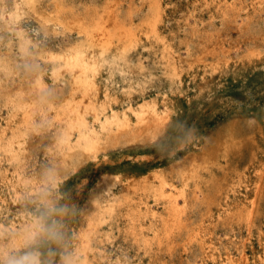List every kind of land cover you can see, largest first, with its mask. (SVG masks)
<instances>
[{
	"label": "rangeland",
	"instance_id": "rangeland-1",
	"mask_svg": "<svg viewBox=\"0 0 264 264\" xmlns=\"http://www.w3.org/2000/svg\"><path fill=\"white\" fill-rule=\"evenodd\" d=\"M17 1L0 0V264H264V0H38L46 23ZM103 16L124 34L100 44L71 26ZM76 48L97 68L88 123L120 122L83 160L56 146ZM37 80L52 107L31 131L9 98Z\"/></svg>",
	"mask_w": 264,
	"mask_h": 264
},
{
	"label": "bare ground",
	"instance_id": "bare-ground-1",
	"mask_svg": "<svg viewBox=\"0 0 264 264\" xmlns=\"http://www.w3.org/2000/svg\"><path fill=\"white\" fill-rule=\"evenodd\" d=\"M18 2V5L19 4H23L24 5V7L26 6V7H29V9H34V12H33V14H36L35 16H37L38 17V19H40L41 21L43 20V22L44 23H46V21H49L46 17H45V15L39 10V3H38V0H18L17 1ZM152 2V1H151ZM155 3H156V0H155ZM2 4V3H1ZM17 4V3H16ZM152 4H154V3H152ZM15 5V4H14ZM157 5V4H156ZM21 6V5H20ZM154 6V5H153ZM17 7V6H16ZM19 7V6H18ZM22 7V6H21ZM151 7V6H150ZM155 7H157V6H155ZM159 7V6H158ZM154 8V7H153ZM2 9V8H1ZM28 9V8H27ZM15 10H17L18 11V9H15ZM14 10V11H15ZM11 11L10 13H8V15H7V18L8 19H10L11 21H12V17H15V18H17L19 15H18V13H17V11ZM153 11H154V9H153ZM27 12V11H26ZM38 12V13H37ZM155 13V12H154ZM157 13V12H156ZM108 14V13H107ZM3 15V14H2ZM6 15V14H5ZM31 15V14H30ZM32 16V15H31ZM156 16V15H155ZM34 17V16H33ZM2 19H3V17H2ZM7 19V20H8ZM19 20V19H18ZM36 20V19H35ZM107 20V18L105 17V16H103V17H101V18H99V19H96L92 24H90L89 26H87V25H85V24H83V23H75L74 25H72L71 24V26L74 28H76V29H78L79 30V32L80 33H83V34H85L86 36H88V34L90 35V39L91 40H97V39H99V43L100 44H105V43H108V41H109V39H111V37H113V36H115V37H117L118 35H117V33H119V32H121L122 31V27L121 26H118V25H115V22L114 23H112V22H110V20H108V21H106ZM158 20V19H157ZM3 21H4V19H3ZM16 22V21H15ZM155 22H156V18L152 21V23H151V26L153 27V25L155 24ZM39 23V22H38ZM42 23V22H41ZM6 24V23H5ZM49 24V23H48ZM7 25V24H6ZM10 25V24H9ZM22 25V24H21ZM37 25V24H36ZM46 25V24H45ZM149 25V24H148ZM11 26V25H10ZM13 26V25H12ZM8 27V26H7ZM150 27V26H149ZM9 28V27H8ZM13 28V27H12ZM125 28V27H124ZM18 31L20 32V31H22V28L19 26L18 28ZM69 29V28H68ZM147 29H149V28H147ZM41 30H43V29H41ZM40 30V31H41ZM70 30V29H69ZM119 30V32H117ZM48 30H46L45 32H47ZM124 31V30H123ZM148 32V31H147ZM156 32V31H155ZM122 33V32H121ZM149 33V32H148ZM122 34H124V33H122ZM117 35V36H116ZM24 36V35H23ZM120 36V35H119ZM123 36V35H122ZM121 37V36H120ZM133 37H135V35L133 36ZM88 38V37H87ZM20 39V38H19ZM85 39V38H84ZM116 39V38H115ZM135 39V38H134ZM137 39V38H136ZM27 40V39H26ZM29 40V39H28ZM86 40V39H85ZM118 40H119V38H118ZM158 40V39H157ZM131 41V40H130ZM24 42V41H23ZM84 42V41H83ZM87 42V44H95L96 45V43L95 42H88V40L86 41ZM27 43V42H26ZM79 44V43H78ZM82 48H76L75 49V52H74V54L72 55V56H69L68 57V61L65 63V65H67L69 68H71V69H77L78 70V73H77V75H76V77H75V80H74V82H73V85H72V91L70 90V92H72L71 94L73 95V98H69V99H65V101H63V103L61 104V105H59L58 107H59V110L58 109H56V115H55V117L57 118V121H58V123H64L65 124V126H66V129H64L63 130V132H62V134L60 135V137H59V140H60V143H59V145H56V146H60V150L62 151V150H64V149H66L67 148V150L66 151H68V152H66L65 151V154L67 153L69 156L68 157H70V155L71 154H74V156H75V154H76V156H77V159L79 160V159H84V157L85 156H87L89 153L90 154H93L95 151H98L101 147H102V145L103 144H105L106 145V142H107V140H105V141H102V137L100 136V133H102V131L105 133V131H110L111 132V135L114 133V131H113V128L112 127H114V126H116V127H118L119 126V118H118V116H117V113H116V111L113 113V115H111V116H109V117H107L106 116V118H105V120L104 121H101V120H99V115H97L96 114V121L97 120H99L98 122H99V129H100V131L98 130H96V128H93V126H91L89 123H88V120H87V118H86V116H85V114L86 113H88V112H91V111H95V112H97L96 111V109L97 108H95V106L97 105V104H95V106H94V103H93V101H94V98H93V92L94 91H96L97 89L95 88L96 86H95V84H94V77L96 76V73H97V68H96V65L95 64H93V63H89L87 60H86V58H85V55L83 54V51L81 50ZM95 52V51H94ZM110 53V52H109ZM54 55V54H53ZM112 56V55H111ZM1 58V57H0ZM1 60H2V58H1ZM5 62V61H4ZM7 62V61H6ZM61 63V62H60ZM6 64H8V62L6 63ZM10 65V64H9ZM14 67V66H13ZM6 68V67H5ZM12 68V67H11ZM37 74H39V73H37ZM36 75V74H35ZM81 75V76H80ZM31 84V85H30ZM30 84H28L26 87H25V89H24V91L23 92H21V95L20 96H18V97H15L14 99L12 98H9L10 100H11V102H12V104H13V108H14V110H16V112L17 111H21L22 113V123H23V126H24V128H27V129H30V128H32V127H34L35 126V123H36V113L39 111V112H42L43 113V115H44V113H45V111H50V110H46L47 109V107L49 106V107H52V105L50 106V104H46V97H45V93H44V91H43V89H44V86H43V84L39 81V80H37L36 81V83L34 82V84H33V82L31 81V83ZM1 86V85H0ZM30 86V87H29ZM47 88V87H46ZM99 92H100V90H98ZM98 93V92H97ZM18 95V94H17ZM97 95V94H96ZM99 95V94H98ZM95 96V95H94ZM5 97H7V96H5ZM20 97H22V98H25L24 100H21L20 99ZM98 98V97H97ZM5 99V98H4ZM8 99V100H9ZM14 100V101H13ZM8 102V101H7ZM48 102V101H47ZM7 105V104H6ZM10 105V104H9ZM55 106V105H54ZM53 106V107H54ZM8 107V106H7ZM10 107V106H9ZM56 107V106H55ZM57 107V108H58ZM129 108V107H128ZM49 109H51V110H53L52 108H49ZM102 109V108H101ZM11 113V112H10ZM47 113V112H46ZM53 113V112H52ZM98 113V112H97ZM101 113V112H100ZM99 113V114H100ZM124 113V112H123ZM9 114V113H8ZM41 114V113H40ZM48 114V113H47ZM103 114V113H102ZM101 114V115H102ZM11 115V114H10ZM9 115V116H10ZM15 115H16V113H15ZM50 115V114H49ZM52 115H54V114H52ZM88 115V114H87ZM107 115V114H106ZM123 115V114H122ZM95 116V115H94ZM103 116V115H102ZM105 116V115H104ZM104 116H103V118H104ZM124 116V115H123ZM17 117V116H16ZM18 117H19V115H18ZM17 117V118H18ZM43 117V116H42ZM45 117V116H44ZM43 117V118H44ZM51 117V116H50ZM55 117H54V119H55ZM87 117H90V116H87ZM127 117V116H126ZM47 118V117H46ZM40 119V118H39ZM91 119V118H90ZM19 120V119H18ZM20 121V120H19ZM18 121V122H19ZM49 121V120H48ZM51 121V120H50ZM15 122V121H14ZM43 122V121H42ZM41 122V123H42ZM7 123V122H6ZM21 123V124H22ZM38 123V122H37ZM46 123V122H45ZM12 124V123H11ZM10 124V125H11ZM15 124H16V122H15ZM19 124V123H18ZM21 124L19 125V126H21ZM50 124V123H49ZM48 124V125H49ZM2 125V124H1ZM15 126V125H14ZM18 126V125H17ZM41 127H43V126H41ZM19 128V127H18ZM44 128H45V126H44ZM54 128V127H53ZM8 130V129H7ZM31 130V129H30ZM73 130H75V131H77V133H78V135H77V140L75 141L76 143H78L76 146H77V148H78V153H77V151L76 150H74V149H76V147H73L72 146V142H71V137H72V131ZM124 131L126 130V129H123ZM144 129H141V131H139V132H137V135H135V138H136V140H141L142 139V136L139 134V133H143V134H148V135H150L151 133H152V131L148 128V127H146L145 128V131H143ZM12 131V130H11ZM10 131V132H11ZM15 131V130H14ZM26 131V130H25ZM24 131V132H25ZM32 131V130H31ZM37 131H39V130H37ZM150 131H151V133H150ZM22 131H20V133H21ZM23 132V133H24ZM28 132V131H27ZM34 132V131H33ZM36 132V131H35ZM40 132H42V131H40ZM19 133V134H20ZM29 133V132H28ZM32 133V132H31ZM37 133V132H36ZM49 133H50V130H49ZM150 133V134H149ZM155 133V132H154ZM37 134H41V133H37ZM37 134H36V136H37ZM14 135V134H13ZM30 135V134H29ZM75 135V134H74ZM107 135H108V133H107ZM118 135H120V134H118ZM154 135V134H153ZM16 136V135H15ZM20 136V135H19ZM28 136V135H27ZM52 136V135H51ZM116 136H117V134H116ZM3 134L1 133V135H0V141L3 139ZM21 137H22V133H21ZM25 137V136H24ZM38 137V136H37ZM40 137V136H39ZM110 137V136H109ZM109 137H107V138H109ZM150 137V136H149ZM153 137V136H152ZM14 138V137H13ZM19 138V137H18ZM106 138V139H107ZM151 138V137H150ZM231 138V137H230ZM229 138V139H230ZM22 139V138H21ZM232 140L231 141H236V142H238L237 140L238 139H236V140H234L233 138H231ZM8 140V139H7ZM28 140H29V137H28ZM36 140V139H35ZM38 140V139H37ZM36 140V141H37ZM146 140V139H145ZM151 140V139H150ZM224 140H226V139H224ZM3 141V140H2ZM34 141V140H33ZM39 141V140H38ZM102 141V142H101ZM143 141V140H142ZM18 142V141H17ZM21 142V141H20ZM31 142V141H30ZM136 142H138V141H136ZM229 142V141H228ZM13 144V142H11V141H9L6 145H3L4 146V148L6 149V148H8V150L9 149H13V147H11V146H13L12 144ZM27 143V142H26ZM108 143H109V141H108ZM107 143V144H108ZM143 143V142H142ZM4 144V143H3ZM15 144V143H14ZM17 144V143H16ZM22 144V143H21ZM29 144V143H28ZM34 144H36V143H34ZM52 144V143H51ZM55 144V143H54ZM74 144V143H73ZM110 144V143H109ZM226 144H228V143H226ZM55 146V147H56ZM107 146V145H106ZM55 147H53V148H55ZM1 148V147H0ZM15 148V147H14ZM18 148V147H17ZM59 148V147H58ZM4 149V150H5ZM31 149V148H30ZM29 149V150H30ZM49 149V148H48ZM3 150V149H2ZM49 150H51V149H49ZM57 150V149H56ZM55 150V151H56ZM6 151V150H5ZM15 151V150H14ZM58 151V150H57ZM56 151V152H57ZM101 151V150H100ZM208 151V150H207ZM8 152V151H7ZM22 152V151H21ZM30 152V151H29ZM51 152V151H50ZM59 152V151H58ZM57 152V153H58ZM92 152V153H91ZM99 152V151H98ZM0 153H1V151H0ZM3 153V152H2ZM11 153V152H10ZM52 153V152H51ZM96 153V152H95ZM21 154V153H20ZM30 154V153H29ZM28 154V155H29ZM54 154H56L55 152H54ZM64 154V153H63ZM62 154V155H63ZM64 154V155H65ZM3 155V154H2ZM10 155V154H9ZM59 155V154H58ZM1 156V155H0ZM23 156V155H22ZM26 156V155H25ZM31 156V155H30ZM57 156V155H56ZM4 157V156H3ZM64 157V156H63ZM1 158H2V156H1ZM5 159H6V156L4 157ZM3 158V159H4ZM18 158V157H17ZM16 158V159H17ZM74 158V157H73ZM91 158V157H90ZM203 159H209L210 158V156H209V154H206V155H204L203 157H202ZM2 159V160H3ZM11 159H12V157H11ZM11 159H9L8 160V162H10L11 161ZM15 159V160H16ZM19 159V158H18ZM25 159V158H24ZM23 159V160H24ZM62 159V158H61ZM82 159V160H83ZM1 160V161H2ZM28 160V159H27ZM63 160V159H62ZM62 160H60V161H62ZM0 161V162H1ZM13 161V160H12ZM19 161V160H18ZM14 162V161H13ZM16 162H17V160H16ZM56 162V161H55ZM22 163V162H21ZM26 164H27V162H25ZM79 163V162H78ZM80 163H82L81 161H80ZM79 163V164H80ZM14 164V163H13ZM194 164V163H193ZM11 165V164H10ZM15 165V164H14ZM28 165H29V163H28ZM19 166H20V163H19ZM31 166H32V163H31ZM79 166V165H78ZM200 166V165H199ZM15 167V166H14ZM26 167H28V166H26ZM20 168V167H19ZM4 170H7V168H5ZM15 170V169H14ZM26 170V169H25ZM30 171V170H29ZM32 171V170H31ZM5 172V171H4ZM3 172V173H4ZM24 172V171H23ZM27 172V171H26ZM2 173V172H1ZM6 173V172H5ZM4 173V174H5ZM14 173V172H13ZM22 173V172H21ZM31 173V172H30ZM4 174H3V176H4ZM20 174V173H19ZM6 175H7V173H6ZM0 176H2V175H0ZM27 176V175H26ZM33 176V175H32ZM18 177V176H17ZM24 177V176H23ZM104 177V176H103ZM102 177V178H103ZM1 178V177H0ZM7 178V177H6ZM26 178V177H25ZM29 178V177H28ZM4 179H5V176H4ZM10 179V178H9ZM12 179V178H11ZM33 179V178H32ZM110 179H112V178H110ZM27 180V179H26ZM26 180H24V181H26ZM12 181V180H11ZM28 181V180H27ZM29 181H30V179H29ZM33 181H35V179H33ZM2 182H3V180H2ZM20 182V181H19ZM22 182V181H21ZM117 182V181H116ZM143 183H141V185H143L144 186V188L145 187H147V181H145V180H143L142 181ZM164 182H166V181H163V183ZM7 183V182H6ZM14 183H15V181H14ZM12 184V185H17L16 183L15 184ZM119 183V182H118ZM118 183H115V184H117L118 185ZM123 183H124V181H123ZM8 184H9V182H8ZM119 184H121V183H119ZM134 184V183H133ZM23 185V184H22ZM21 185V186H22ZM24 185H25V183H24ZM28 185V184H27ZM35 185V184H34ZM114 185V182H112V181H110L109 179H107V178H104L103 179V181H101V182H99V185H96V186H98L97 187V190L95 189V191H93L92 192V196L90 197V199H89V202H88V207L90 208L89 210H88V213H89V215H90V222H92L93 221V219L95 218V216L97 217V215L94 213L97 209H99V207H100V203H101V196L102 195H99V194H101L99 191H100V189L101 190H103V193L105 192L106 193V195L108 194L109 196L112 194V186ZM138 185L139 184H137L136 186H137V188H138ZM36 186V185H35ZM35 186H34V188H35ZM38 187V186H37ZM130 187V186H129ZM128 187V188H129ZM14 188V187H13ZM116 188V187H115ZM141 188H143V187H141ZM17 189H18V187H17ZM130 189V188H129ZM133 189H135V187L133 186ZM163 189V188H162ZM162 189H161V191H162ZM28 190V189H27ZM31 190H33L32 188H31ZM116 190V189H115ZM131 190V189H130ZM129 190V191H130ZM136 190V189H135ZM34 191V190H33ZM120 191H121V189H120ZM134 191V190H133ZM19 192H21V191H19ZM32 192V191H31ZM160 192V191H159ZM121 193V192H120ZM129 193V192H128ZM130 193H132V191L130 192ZM161 193V192H160ZM117 195V194H116ZM115 195V196H116ZM119 196V195H118ZM131 196V195H130ZM117 197V196H116ZM124 197V196H123ZM132 198V197H131ZM111 199H112V201L114 202V200H115V198H112L111 197ZM114 199V200H113ZM124 199V198H123ZM126 199V198H125ZM128 199V198H127ZM104 200H107V199H104ZM110 200V199H109ZM129 200H131V199H129ZM129 200H128V202H129ZM124 201V200H123ZM121 202V201H120ZM115 203V202H114ZM113 203V204H114ZM117 203V202H116ZM126 203H127V201H126ZM120 205V204H119ZM114 206H116V204L114 205ZM106 206H104V208H105ZM107 207H109V206H107ZM106 207V208H107ZM112 207V206H111ZM110 207V208H111ZM117 207V206H116ZM120 207V206H119ZM102 208V207H101ZM109 208V209H110ZM112 208H115V207H112ZM148 210V209H147ZM102 211V210H101ZM104 211V210H103ZM110 211H112L113 212V210L112 209H110ZM97 212V211H96ZM149 212V211H148ZM148 212H147V214H148ZM104 212H102L101 214H103ZM152 213V212H151ZM100 214V213H99ZM98 214V215H99ZM112 214V213H111ZM154 214V213H153ZM155 215V214H154ZM103 216H101V218H102ZM176 217V216H175ZM98 218V217H97ZM104 218V217H103ZM98 220V219H97ZM174 220V219H173ZM176 220H177V218H176ZM99 221V220H98ZM175 223V222H174ZM92 225V224H91ZM172 225H174L173 224V222H172V224H171V226ZM168 227V226H167ZM174 227V226H173ZM172 230V229H171ZM89 234V233H88ZM87 234V235H88ZM90 235V234H89ZM89 237V236H88ZM88 240V239H87Z\"/></svg>",
	"mask_w": 264,
	"mask_h": 264
}]
</instances>
